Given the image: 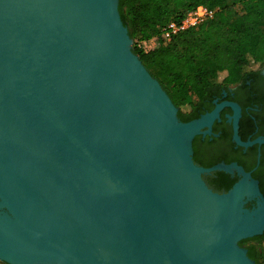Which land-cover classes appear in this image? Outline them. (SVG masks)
Instances as JSON below:
<instances>
[{"label":"water","instance_id":"obj_1","mask_svg":"<svg viewBox=\"0 0 264 264\" xmlns=\"http://www.w3.org/2000/svg\"><path fill=\"white\" fill-rule=\"evenodd\" d=\"M223 106L237 144L264 143L232 102L179 120L118 0H0V262L256 264L238 243L264 231L257 181L192 158ZM214 170L241 178L214 192Z\"/></svg>","mask_w":264,"mask_h":264},{"label":"trees","instance_id":"obj_2","mask_svg":"<svg viewBox=\"0 0 264 264\" xmlns=\"http://www.w3.org/2000/svg\"><path fill=\"white\" fill-rule=\"evenodd\" d=\"M198 5L217 8L214 17L167 41L162 28ZM118 11L132 40H153L147 51L135 44L132 50L177 107L181 121L193 117L210 89L236 83L264 65V0H118ZM193 160L199 162L196 155ZM223 177L227 182L228 175ZM226 182L209 184L227 190L231 182ZM260 190L264 195L263 185ZM238 244L256 264H264V232Z\"/></svg>","mask_w":264,"mask_h":264},{"label":"flooded vegetation","instance_id":"obj_3","mask_svg":"<svg viewBox=\"0 0 264 264\" xmlns=\"http://www.w3.org/2000/svg\"><path fill=\"white\" fill-rule=\"evenodd\" d=\"M223 102L235 103L240 108L237 135L241 142L253 141L258 138L264 139V65L256 73L247 75L236 83L210 89L192 113L193 117L185 122L210 112L217 104ZM232 113L233 111L229 106H223L219 111V117L211 125V133H199L194 136L192 158L196 155L199 159L196 164L205 168L219 163H235L244 171L250 172L251 177L257 181L261 192V185L264 186V143H254L247 147L237 144L233 139L232 121L229 118ZM221 173L228 175L227 182ZM240 178L241 176L236 171L228 173L222 170H214L202 174V179L206 185L218 193L226 192ZM211 181L215 183L231 182V186L227 190L223 188L215 190L209 184ZM254 203V199L247 200L245 206L251 207Z\"/></svg>","mask_w":264,"mask_h":264},{"label":"built area","instance_id":"obj_4","mask_svg":"<svg viewBox=\"0 0 264 264\" xmlns=\"http://www.w3.org/2000/svg\"><path fill=\"white\" fill-rule=\"evenodd\" d=\"M217 11V8H209L205 5H198L192 9L187 10L183 16L178 20H170L163 28V37L169 41L174 35L192 28H197L205 21L212 19ZM143 50H149L153 45V40H132V45Z\"/></svg>","mask_w":264,"mask_h":264}]
</instances>
